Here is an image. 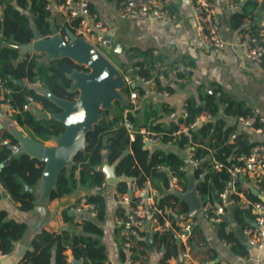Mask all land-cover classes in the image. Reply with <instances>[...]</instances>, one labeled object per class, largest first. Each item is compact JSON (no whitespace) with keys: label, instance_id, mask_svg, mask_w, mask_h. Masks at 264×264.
I'll use <instances>...</instances> for the list:
<instances>
[{"label":"trees","instance_id":"obj_1","mask_svg":"<svg viewBox=\"0 0 264 264\" xmlns=\"http://www.w3.org/2000/svg\"><path fill=\"white\" fill-rule=\"evenodd\" d=\"M244 4L238 11L231 12L229 22L233 30L239 31L244 28L243 20L247 17L245 9L249 5L254 6L255 1L245 0ZM19 5L23 6V1ZM45 5L46 0H32L30 10L35 13V27L43 37L48 38L50 35L49 20L52 15L45 10ZM57 30L61 36L66 35L65 26ZM250 32L257 35L256 26H251ZM32 36L27 17L19 14L7 4L0 18V79L6 81V85L12 90V104L22 114L23 124L29 134L45 142L58 137L63 132V125L56 120L37 117L32 113V109L22 111V106L27 104V98H31L35 104L40 106L39 110L33 108L39 111L38 113L57 114L60 109L44 94L28 86L38 84L40 88L45 89L55 98L74 101L78 93L69 91L72 82L69 74L73 70L84 72L88 70L68 58L47 62L42 55L21 54L19 46L31 42ZM138 55L140 58L133 63V67L137 68L134 76L145 79L154 77L159 88H162L163 82L169 77L167 71L155 67L156 60L150 52H139ZM186 75L187 72L183 70L175 72L176 78H184ZM18 82H25L27 86L20 87L17 85ZM130 89V86H125L121 94L127 95ZM135 89L140 93L144 91L140 87ZM203 100V106L197 105L193 100L186 101L184 109L188 116L185 119L180 118L169 122V128H161L156 118H154L155 126L152 124L153 121H150L143 127L155 133H161L159 144L167 146L166 142L170 140L169 134L180 124L191 123L203 112H208L211 116L216 113L213 100L210 97H205ZM113 105L112 115L107 111H101L100 120L85 136L84 149L74 156L69 167L64 168L58 174L55 189L51 192L49 200L69 195L80 188H86L90 192L92 186L104 180L102 166L107 165L113 168L114 175L119 179L115 185L116 193H127L131 182L137 187H143L149 183L157 193L155 205L158 208L167 207L171 210L170 218L173 224L186 214L188 208L178 196V192L172 190V176L178 179L183 193L188 189L189 176L192 177L195 192L201 204L219 203V195L230 181L227 167L235 162L237 155L247 150L241 148V142L228 143L232 128L222 130L221 126L217 128L214 124L207 122L191 130L194 157L202 161L196 166H189L185 161V151L189 140L185 136L179 137L175 143L169 145V148H176L177 152L154 146L146 149L140 134H136L134 140L130 142L125 129L120 124L122 112L129 105L120 102H114ZM230 107L229 104L228 108ZM129 118L135 124L137 117L130 115ZM1 139H8L11 145L18 144L13 134L8 131L0 132ZM214 162L222 164L223 169L213 170ZM43 168L44 163L31 159L25 154L18 153L12 156L9 148L0 145V185L10 199L17 204L20 211L28 212L33 209L32 189L39 182ZM75 171H78V179L74 177ZM87 201L94 204L95 217L79 219L78 225L81 228L79 234L69 236L66 232L54 233L42 230L33 237L31 250L22 255L18 264H51V262L52 264H67L68 260L65 255L67 250H70L71 257L80 260L81 264L105 263V251L99 242L102 234L100 224L105 214L104 200L102 195L97 193L88 194ZM215 225L220 239L231 244L235 242L231 233L225 229L224 223L219 222ZM25 229L23 223L7 219V213L0 210L1 255L11 253L15 242L21 238ZM152 237L155 242L165 247L162 262L171 256H176L177 251L181 249L170 230L154 232Z\"/></svg>","mask_w":264,"mask_h":264},{"label":"crops","instance_id":"obj_2","mask_svg":"<svg viewBox=\"0 0 264 264\" xmlns=\"http://www.w3.org/2000/svg\"><path fill=\"white\" fill-rule=\"evenodd\" d=\"M22 1L23 6H20L19 3L21 4ZM87 1L90 9L97 13L108 28L109 36H114L126 49L122 56H112L113 63L122 77H136L134 75L137 68L133 67V63L140 58L139 52L145 51L150 52V55L156 60L155 67H160L159 69L165 70L169 74L168 79L163 82L162 88H159V90L166 89L167 95H147L141 109L134 115L137 117L135 121L137 128H146L143 125H147L150 121H153L152 124L155 126L154 118L157 119L161 128H169V122L181 118L180 115L186 101L193 100L197 105L203 106V99L210 97L216 105V113L212 116L208 112L201 113L200 115L205 116L201 123L210 122L217 128L221 126L222 130L232 128L231 133L236 132V138L230 141L228 137V142L232 144L237 141L241 142L242 149H248L255 143H264V132L257 133L251 129L239 127L236 123L238 116L248 113L251 109H258L264 113V61L261 64L248 61L239 47L235 45L237 30L230 27L231 12L225 8L226 0H209L219 19L220 34L228 44L223 50L206 49L195 37L194 16L190 0H172L170 10L175 18L173 25L140 17L121 20L116 14L117 5L121 0ZM254 1V6L249 5L245 9L247 17L243 20V29L250 31L251 26H256L257 36L264 46V0ZM31 2L32 0H0V18L8 4L19 14L26 16L31 29H34L35 13L30 10ZM46 3L52 5L50 11L52 18L49 20V25L53 22L57 28L61 27L55 9L57 1L46 0ZM244 3L245 1L242 6L245 5ZM30 54L42 55L46 60L44 54L37 52ZM175 70L186 71L187 75L184 78H176L173 73ZM23 83V86H27L25 82ZM132 85H130L131 88L140 87L143 90L146 88L135 82H132ZM28 87L34 88L44 95L46 93L45 89L40 88L38 84ZM122 96L123 103H127V95L122 94ZM229 104L230 108H228ZM33 108L39 110L40 106L36 104L31 109ZM14 130L46 147L53 146L50 145L53 139L43 142L29 134L19 111L13 118H7L5 108L0 104V132L8 131L12 134ZM150 147L153 145H145L146 149ZM154 147L177 152L176 148H169L163 144H157ZM179 153L184 155L182 152ZM102 171L103 181L107 185L100 193L104 200L105 214L100 224L102 234L99 242L104 248L107 264H126L125 254L121 249V238L114 226V219L123 215L124 208L117 202V195L120 193H116L115 185L109 184L110 174L116 179V183L119 179L114 175L113 168L110 166L103 165ZM74 177L78 179V171H75ZM190 180L193 182L192 177L189 176V182ZM237 183L217 222L224 223L225 229L231 233L235 242L230 243V246L223 245L216 225L207 221L199 207L190 216H187V210L186 214L182 218H178L175 224L171 220L173 229H177L186 220L192 222L193 236L189 242V252L198 264H264V247L260 251L250 248L245 244L242 235V230L249 226L253 220L250 209L246 208L247 202L262 200V198L258 197L253 189L252 177L240 178ZM146 184L150 187L155 200L157 193L149 183ZM32 191L33 209L23 212L17 208V204L10 199L0 185V210L7 213V219L23 223L26 227L21 238L15 242L11 253L4 256L0 254V264H18L22 255L31 250L33 237L42 230L54 233L66 232L69 236L80 233L81 228L78 223L81 217L71 213L69 207L75 204L80 195L89 194V190L80 188L61 198L44 201L40 178ZM186 192L178 196L183 197ZM184 202L187 205V202ZM198 202L200 206L201 201L198 200ZM152 235L151 229L146 227L139 234L134 264H184L181 260L182 248L177 251L176 256H171L162 262L165 247L163 244L155 242ZM175 240L177 239L175 238ZM177 243L179 244V241ZM70 254V250L65 252L67 260L73 263L75 259ZM239 257H242L243 260H240Z\"/></svg>","mask_w":264,"mask_h":264},{"label":"built area","instance_id":"obj_3","mask_svg":"<svg viewBox=\"0 0 264 264\" xmlns=\"http://www.w3.org/2000/svg\"><path fill=\"white\" fill-rule=\"evenodd\" d=\"M56 15L59 17L61 25L66 30L72 32L75 37L93 46L97 51L107 44L108 28L98 17L97 13L90 9L87 0H56ZM193 9V20L195 27V37L206 48L223 50L228 44L220 34L219 19L209 0H190ZM245 0H226L225 8L230 11H238L240 5ZM254 1V0H252ZM172 0H121L116 8L117 17L121 20H130L135 17L156 20L163 24L173 25L174 15L171 13ZM52 5L46 3L45 10L51 11ZM64 41H68L67 36H61ZM235 45L239 47L244 57L256 64H261L264 59V46L259 36L253 35L249 30H239L235 35ZM178 70H175V72ZM173 72V73H175ZM126 86L132 82L143 85L144 91L140 93L137 89L131 88L127 94L128 108L124 109L120 124L125 129L129 141L134 140L136 134L142 136L144 144L157 145L161 141V133H155L146 128H137L130 120V115H136L142 107L143 100L147 95L166 96L165 90H159L158 83L154 77L141 78L136 76L123 77ZM12 90L6 85V81L0 79V104L5 108V116L13 118L18 110L12 104ZM36 104L31 98H27V104L22 106V111H29ZM188 116L185 109L180 117L185 119ZM204 115H198L189 124H180L179 127L169 134L170 140L166 142L169 146L175 143L179 137L185 136L189 140V145L185 151V161L189 166H196L202 159L194 157L193 145L191 144V130L195 129L204 121ZM236 123L239 127L251 129L257 133L264 132V113L258 109H251L248 113L238 116ZM236 138V132L229 136L232 141ZM229 143V142H228ZM0 145L9 148L11 155L19 153V145H11L8 139H1ZM222 164L214 162L213 170H222ZM230 176L229 184L219 195V203L215 205L200 204L199 209L207 221L215 224L219 221V215L227 204V199L240 178L252 177L253 189L256 195L263 200L247 202L246 208L250 209L253 220L252 223L242 230L245 244L250 248L260 251L264 247V143H255L249 146L246 152L235 157V162L227 167ZM105 181L91 187L89 194L101 193L106 187ZM171 188L182 195L181 187L176 177H171ZM88 195V194H87ZM87 195H80L69 211L81 218L95 217V206L87 201ZM117 202L123 206L124 215L114 219V226L121 238V249L125 254V263L134 264L135 248L139 234L148 225L151 231L164 232L171 230L175 238L181 245V260L184 264H198L189 252V242L193 236V224L186 220L177 229L171 227V210L167 207L158 208L150 187L145 184L143 187L131 182L127 193L118 194ZM223 245L230 246V242L221 240ZM243 260L242 257H239ZM67 264H73L67 261ZM102 264H107L102 263ZM228 264V263H222Z\"/></svg>","mask_w":264,"mask_h":264},{"label":"water","instance_id":"obj_4","mask_svg":"<svg viewBox=\"0 0 264 264\" xmlns=\"http://www.w3.org/2000/svg\"><path fill=\"white\" fill-rule=\"evenodd\" d=\"M32 33V41L20 46V53L44 54L47 62L68 58L88 70V72L73 70L69 74V79L72 81L69 91L78 93L74 101L55 98L45 90V96L60 109L59 113H38L32 109V113L37 117L56 120L63 125V132L58 137L52 138L55 146L46 147L16 130L12 132L20 147L19 154H25L31 159L44 163L41 180L42 199L45 201L50 198L51 192L55 189L58 174L69 167L74 156L84 149L85 136L100 120L101 111H107L112 115L114 102L123 103L121 90L126 85L118 69L101 52L75 37L72 32L65 31L68 38L66 42L58 33L55 24L51 22L48 38L43 37L36 27L32 29ZM106 39L105 47L114 56L120 57L124 54L125 47L114 36H108ZM17 85L23 87L24 83L18 82ZM109 184H117L112 174H110ZM179 197L187 202V216L197 211L199 202L192 180L188 184L184 198ZM145 227L149 229L148 225ZM73 264H81V261L75 260Z\"/></svg>","mask_w":264,"mask_h":264},{"label":"rangeland","instance_id":"obj_5","mask_svg":"<svg viewBox=\"0 0 264 264\" xmlns=\"http://www.w3.org/2000/svg\"><path fill=\"white\" fill-rule=\"evenodd\" d=\"M109 31V30H108ZM109 36V35H108ZM101 51V53L114 65V61H113V58H112V56H113V54L108 50V49H106V47L104 48V47H101V49H100ZM115 66V65H114ZM116 67V66H115ZM117 68V67H116ZM50 145H53V146H55V142L54 141H51L50 142Z\"/></svg>","mask_w":264,"mask_h":264}]
</instances>
